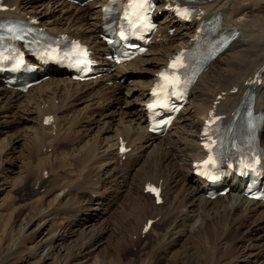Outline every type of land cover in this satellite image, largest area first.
<instances>
[{"label":"bare ground","instance_id":"obj_1","mask_svg":"<svg viewBox=\"0 0 264 264\" xmlns=\"http://www.w3.org/2000/svg\"><path fill=\"white\" fill-rule=\"evenodd\" d=\"M49 1L57 4L60 13H62V19L60 17L57 20L46 18L44 11L45 15L43 17L40 11L37 12L33 9L34 6H31L28 0H3V4L8 6V10L0 11V19L7 17L27 19V17H33L37 20L39 26L54 34L65 32L71 38L79 39L88 44L93 50V55L102 60V63L104 66H108V69L99 70L101 72L100 77L86 82H76L64 73H56L50 75L47 80L32 86L26 92L10 90L0 81V116L10 110V113L13 111L12 116L16 117V120L12 119L11 122H17L20 117L23 118L22 124L26 126L24 130L28 137V153L30 157L36 159V164H39L37 169L44 171L43 168L49 163V157L43 153L46 148L51 144L65 143V138L69 137L70 129L74 125L80 128L94 120L91 116L103 105L101 100L96 101L95 98L109 97L111 102L119 100L115 93L122 89V83H116L108 87L103 84L104 82L124 77L127 79L130 78L131 72L137 71L135 73L138 74L137 77L134 78L132 83L127 84L126 98L123 101L126 110L124 109L125 111L122 114L127 118L126 123L120 126L121 128L115 129L114 136L106 138L102 149L92 144L81 152L78 169L83 172L95 170V174L91 175L90 182L87 183L88 186L84 188L90 202H101L103 200L106 195V178L112 177L113 173L116 174L117 172L116 175L122 177L121 180L124 183L123 196L128 197V199L130 197L134 205V228L139 227V235H141L146 221L158 217L160 212L162 214L159 216L160 219L157 218L158 223L170 220L172 212L177 213L176 216H181L179 210L180 212L182 210L184 214L181 213L183 215L176 222L174 218V221H172L173 227L166 228L167 231L164 234L165 237L171 238V240L175 239L174 246H177L178 242L176 243V241L181 240V246L185 245L186 250L189 248L188 252L191 255L196 242L200 241L205 249L216 240L219 248L221 242L229 237L230 241L235 240L238 245L242 244L239 246L230 244L235 248L237 246L236 252L235 250L232 251L236 253V262L233 264L248 263L250 259L255 264H264V203L257 200L253 201L244 195L241 186L242 180H235L234 178L224 181V185L229 186V191L225 195L211 199L206 196L207 182L196 176L193 173V166H191L194 160L201 158L203 155L200 149L201 137L199 131L205 119L204 117L210 109L216 107L219 112L225 113L229 118V122H231L234 113L244 109L245 105L249 103L250 95L253 94L254 108L264 116V30H259L261 29L260 26L257 29V22L260 21L258 14L263 12L264 9L260 7L263 0L187 1L186 3L197 10L193 20L189 23H184L176 16L174 11L166 6L168 3L166 0H158L156 11L159 12L161 20L158 34L153 40L154 43L140 57L125 63V65H117L112 70H110V62L103 58L106 46L99 37V34L104 31V28H102L101 5L106 0H96L83 7L75 6L65 0ZM202 11H204V14H202ZM214 17L221 25L219 33L237 30V37L210 64L205 73L194 84L188 98V104L181 110L165 136L148 134L146 102L149 100L150 87L156 80L157 72L162 69L171 54L179 49H187L192 46V39L199 27V19H213ZM171 27L176 28L172 35L169 33ZM254 75H256L255 80L249 83ZM244 92H246L245 95ZM88 95L93 96L89 100L96 110L85 116L87 119L80 118L71 121L66 117L63 118L64 111L74 101H83ZM219 95L218 104H214ZM102 114L103 111L100 113V116L103 117ZM242 114L243 112L240 111L237 117L242 118ZM48 115L52 116V121L49 124L44 123V119ZM18 124H21V120ZM260 127L261 144L264 148V120ZM121 140L126 142V147H130L127 154L119 152L118 147ZM145 150H148V153ZM123 156L125 160L121 161ZM174 157L176 159L172 161ZM88 160L92 164L86 167ZM124 173L125 176L123 177ZM140 174L142 177L138 190L140 189L141 193L139 196H134L132 186L137 187L134 181ZM175 179L183 181V190L180 193L173 191V188L169 185L170 181ZM262 179L261 185L264 188V176ZM148 182L161 184V196L165 205L157 204L155 202L156 198L145 192V185ZM126 187H128V190H126ZM98 195L100 197L96 199ZM187 208L190 209L192 214L185 211ZM98 213L94 209L87 213L85 211V220L84 218H80V220L83 222L94 220L96 222L99 218L105 216L103 213L101 215ZM214 213H218L220 216H217L220 219V224L212 222L213 218L209 219L214 216ZM169 215L171 216L169 217ZM99 233L101 231L92 234H85L84 231L80 233L81 236L88 235L89 237L87 242L90 243L87 246L85 245L87 248L99 243L97 239ZM122 241L123 239L119 238L114 243L118 250L122 247ZM245 242L250 245L245 246ZM216 251V259L211 256L212 262L214 259L213 264H220L217 259L221 255L219 256L220 252ZM84 255H86L84 257H87V254ZM184 256L188 257L187 254ZM172 257L169 259V264L183 262L182 258H179L180 255L177 259L176 256ZM84 261L86 260L84 259ZM221 261L223 260L221 259Z\"/></svg>","mask_w":264,"mask_h":264},{"label":"rangeland","instance_id":"obj_2","mask_svg":"<svg viewBox=\"0 0 264 264\" xmlns=\"http://www.w3.org/2000/svg\"><path fill=\"white\" fill-rule=\"evenodd\" d=\"M28 1H30L29 4L31 6H34L33 9L35 11L41 12L40 14L43 17L46 14V18L57 20L62 16L57 4L52 1ZM260 7L264 8V0L260 3ZM47 9L50 11L48 12ZM258 16H260V21L257 22V29L261 27L259 30H264V9ZM175 31L176 28H173V33ZM173 33L171 31L170 35ZM135 73L137 71L131 72L130 78L127 79L124 77L103 83L108 87L116 83H122V89L115 93L119 100L111 102L109 97L95 98L94 100L96 101L101 100L103 105H101V109H98L91 116L94 120L80 128L74 125L70 129L69 137L65 138V143L51 144L44 150L43 153L49 157V163L43 168L44 171L37 169L39 164L37 165L36 159L30 157L28 153V137L24 130L26 126L22 124L23 118L19 116L21 119L19 118L17 122H11L12 119L16 118L12 116L13 111L11 113L9 112L10 110L4 112L2 109L4 114L0 116V264H169V259L172 256V258L176 256L177 259L179 255V258H182L183 261L179 262V264H213L214 259H216V250L220 252L219 256L221 255V257L218 256V263L233 264L236 262L235 252L237 246L242 244L238 245L235 240L230 241L229 237H226V240L221 242L219 248L216 240L210 243L207 246L208 248L205 247V249L200 244V241L196 242L191 255L188 252L189 248L186 250L185 245L181 246V240L176 241V243L178 242L177 246H174L175 239L171 240V238L165 237L164 234L167 231L166 228L173 227L172 221H174V218L176 219L175 222L181 218L184 214L182 210L181 212L179 210V215L181 216H176L177 213L172 212V216L169 215V217L171 216L170 220L158 223L157 218L162 214L160 212L158 217L150 218L155 219V222L151 224L149 232H142L139 235V227L134 228V205L130 197L128 199V197L123 196L122 191H125L124 183H122V177L116 175L118 174L117 172L116 174L113 173L112 177L106 178V195L101 202L91 203L85 194L84 188L88 186L87 183L90 182L91 175L95 174V170L83 172L78 169L81 152L92 144L102 149L106 138L114 136L115 129L121 128L120 126L126 123L125 120L127 118L122 114L126 110V105L123 101L126 98L127 84L132 83L138 75ZM92 97L88 95L83 101H74L70 106L71 108L69 107L64 111L63 118L66 117L71 121L80 118L87 119L85 116L92 114L96 110L89 100ZM107 104L110 105L108 106ZM110 106L111 108H109ZM101 111H103V117L100 116ZM119 118L122 119L119 120ZM20 120L21 124L19 125ZM145 151L148 153V150ZM175 159L176 157L172 161ZM124 160L125 158L123 157L121 161ZM91 164L88 160L86 167ZM124 176L125 173L123 174ZM141 177L142 175L140 174V176L135 178L134 184L137 187L132 186L134 196H139L141 193V190H138L141 185ZM169 185L177 193L183 190V181L178 179L170 181ZM126 190H128V187H126ZM99 197L98 195L96 199ZM90 204L91 206L89 207ZM162 204L165 205L164 203ZM93 209L96 210V213L101 212L105 216H101L102 218H99L96 222L94 220L89 222L80 220V218L85 220V211L87 213ZM185 211L188 214H192L189 208L185 209ZM101 213L98 214L101 215ZM217 216L220 217L218 213H214V216L209 219L213 218L212 222L220 224V219ZM92 219L94 218L92 217ZM82 231L85 234L101 231L102 235L99 233V238H97L99 243L87 248L86 246L90 243L87 242L89 237L88 235L81 236L80 233ZM132 232L135 233L132 234ZM119 238H122L123 241L122 247L118 250L114 243ZM169 241L172 243H169ZM230 244L237 246L235 248ZM245 244V246L250 245L247 242ZM234 250L235 252H232ZM84 254H87V257H84L86 256ZM185 254H187V258L184 256ZM211 256L214 258L213 262ZM231 256H233V259ZM240 264L255 263L250 259L248 263L243 262Z\"/></svg>","mask_w":264,"mask_h":264},{"label":"snow or ice","instance_id":"obj_3","mask_svg":"<svg viewBox=\"0 0 264 264\" xmlns=\"http://www.w3.org/2000/svg\"><path fill=\"white\" fill-rule=\"evenodd\" d=\"M187 10H185L186 12ZM86 55V53L84 54ZM179 59V58H177ZM172 65H170L171 67ZM161 77L162 79H165L166 80V83H164L163 85H158V87H161L162 89L166 90L168 88L169 85H171L172 87H175V81H172V80H167L166 78V74L165 73H161ZM154 94H155V90H154ZM149 107H152L151 105Z\"/></svg>","mask_w":264,"mask_h":264}]
</instances>
